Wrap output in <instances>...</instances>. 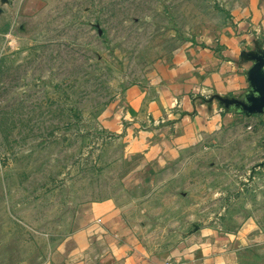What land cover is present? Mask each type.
<instances>
[{"label":"rangeland","instance_id":"rangeland-1","mask_svg":"<svg viewBox=\"0 0 264 264\" xmlns=\"http://www.w3.org/2000/svg\"><path fill=\"white\" fill-rule=\"evenodd\" d=\"M248 2L0 0V264L66 258L108 213L146 249L218 235L234 264H264V100L177 154L132 125L169 63Z\"/></svg>","mask_w":264,"mask_h":264},{"label":"crops","instance_id":"crops-1","mask_svg":"<svg viewBox=\"0 0 264 264\" xmlns=\"http://www.w3.org/2000/svg\"><path fill=\"white\" fill-rule=\"evenodd\" d=\"M207 40L205 46H186L165 68L156 94H147L148 100L133 107L137 119L132 125L141 119L150 123V129L138 135L144 137L147 151L180 153L221 129L232 109L264 100L259 78L264 66V1L249 0L234 11L231 21L222 23L219 35ZM108 214L101 240L67 243L66 258L43 264H234L233 251L223 249L218 235H199L189 247L185 241L150 250Z\"/></svg>","mask_w":264,"mask_h":264},{"label":"water","instance_id":"water-1","mask_svg":"<svg viewBox=\"0 0 264 264\" xmlns=\"http://www.w3.org/2000/svg\"><path fill=\"white\" fill-rule=\"evenodd\" d=\"M260 71H261V70H260ZM260 71H259V78L261 79V77H262L261 75H264V71H261V72H260ZM261 80H262V79H261ZM237 107H238V106H237Z\"/></svg>","mask_w":264,"mask_h":264}]
</instances>
